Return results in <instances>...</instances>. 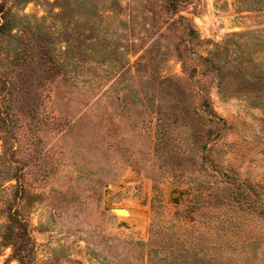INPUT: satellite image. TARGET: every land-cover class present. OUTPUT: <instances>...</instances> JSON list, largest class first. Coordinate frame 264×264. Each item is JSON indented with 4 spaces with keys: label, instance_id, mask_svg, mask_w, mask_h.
I'll return each mask as SVG.
<instances>
[{
    "label": "rangeland",
    "instance_id": "obj_1",
    "mask_svg": "<svg viewBox=\"0 0 264 264\" xmlns=\"http://www.w3.org/2000/svg\"><path fill=\"white\" fill-rule=\"evenodd\" d=\"M0 264H264V0H0Z\"/></svg>",
    "mask_w": 264,
    "mask_h": 264
}]
</instances>
